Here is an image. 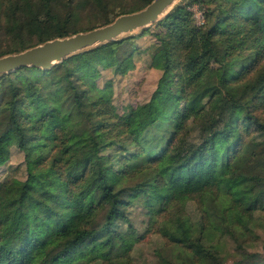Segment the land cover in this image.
<instances>
[{
  "label": "trees",
  "instance_id": "1",
  "mask_svg": "<svg viewBox=\"0 0 264 264\" xmlns=\"http://www.w3.org/2000/svg\"><path fill=\"white\" fill-rule=\"evenodd\" d=\"M114 1L3 0L0 57L152 2ZM193 2L206 7L204 26L194 23ZM86 14L103 21L77 27ZM148 32L157 41L149 64L161 77L148 101L123 113L111 81L101 87L84 72H56L71 57L49 70L0 76V173L16 147L27 177L0 180V264L119 259L141 239L122 209L135 202L154 225L161 218L156 228L166 243L205 248L189 264H264V253L244 249L225 263L207 245L243 234L264 211V0H193L142 35ZM127 44L119 39L93 51L113 46L114 73L126 75L136 67ZM31 180L44 189L37 225L16 210ZM190 201L199 210L193 219Z\"/></svg>",
  "mask_w": 264,
  "mask_h": 264
},
{
  "label": "rangeland",
  "instance_id": "2",
  "mask_svg": "<svg viewBox=\"0 0 264 264\" xmlns=\"http://www.w3.org/2000/svg\"><path fill=\"white\" fill-rule=\"evenodd\" d=\"M127 1L129 2L130 0ZM191 1L193 0H178L174 7ZM1 3H3V0H0V5ZM113 3L116 6H121V3H124V1L115 0ZM189 8L193 12L194 23L197 26H204L207 21L206 7L198 2H193ZM102 21V17H92L86 14L77 23V27L96 26ZM147 28L125 34L117 39H129L126 49L127 51L134 52L136 67L126 75L114 73L113 65L116 51L113 46L93 51V49H96L100 45L78 52L70 56L71 58L68 57L70 60L67 63L62 66L60 63L57 64L60 66L56 72H84L98 79L97 81L101 87L105 86L108 81H111V95L114 105L120 113L126 111L130 106H138L151 98L161 77V72L151 68L149 64L150 53L156 47L157 41L151 32L142 35L143 31ZM15 83L21 84L19 80H15ZM23 161L24 154L15 147L12 150L11 160L2 167L4 171L0 173V180H3L5 177H16L26 180ZM199 188V185L192 184L189 191L197 192ZM43 193L44 189L41 182L31 180L28 183L27 193L16 208L20 213L28 215L33 225H37L43 218ZM122 209L127 213L130 218L129 223L134 225L141 239L136 242L131 252L123 257H119V259L114 258L112 262L98 260L90 264H189L192 253L199 256L206 255L205 248L200 243L195 244L192 249L166 243L163 237L158 234L156 228L161 218H158L157 224L154 225V220L148 214L143 202H135L133 205L122 207ZM188 210L192 219L197 214V211H199L194 201L188 203ZM244 230V233L240 234L238 229L236 238L231 236H216L214 241L207 245H215L219 251L218 254L221 256L220 258L225 263H233L237 259L242 258L241 250L243 249L250 253H264V211L256 212L254 220L250 224V229L246 230L244 228ZM198 236L199 233L197 232L196 237Z\"/></svg>",
  "mask_w": 264,
  "mask_h": 264
},
{
  "label": "water",
  "instance_id": "3",
  "mask_svg": "<svg viewBox=\"0 0 264 264\" xmlns=\"http://www.w3.org/2000/svg\"><path fill=\"white\" fill-rule=\"evenodd\" d=\"M177 1L152 0L143 9L122 14L109 24L70 36L54 38L24 51L1 56L0 75L26 67L52 69L78 52L115 41L125 34L149 27L167 16Z\"/></svg>",
  "mask_w": 264,
  "mask_h": 264
}]
</instances>
